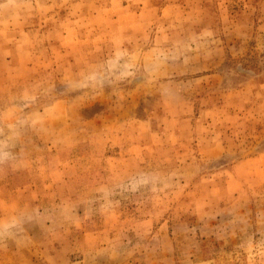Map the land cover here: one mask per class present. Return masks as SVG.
Wrapping results in <instances>:
<instances>
[{
    "label": "rangeland",
    "instance_id": "rangeland-1",
    "mask_svg": "<svg viewBox=\"0 0 264 264\" xmlns=\"http://www.w3.org/2000/svg\"><path fill=\"white\" fill-rule=\"evenodd\" d=\"M0 132V264H264V0H0Z\"/></svg>",
    "mask_w": 264,
    "mask_h": 264
},
{
    "label": "clouds",
    "instance_id": "clouds-1",
    "mask_svg": "<svg viewBox=\"0 0 264 264\" xmlns=\"http://www.w3.org/2000/svg\"><path fill=\"white\" fill-rule=\"evenodd\" d=\"M130 74V73H129ZM108 81L97 76H89L84 80L72 81L69 80L64 84V88L68 92H84L87 90L96 91L102 89ZM13 161L12 145L7 137H3V132H0V168L4 166L11 167ZM19 226L12 224L7 226H0V241L6 238L11 239L12 229H18ZM19 234V233H18Z\"/></svg>",
    "mask_w": 264,
    "mask_h": 264
}]
</instances>
